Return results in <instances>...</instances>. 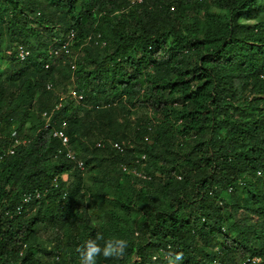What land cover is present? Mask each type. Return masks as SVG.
Returning <instances> with one entry per match:
<instances>
[{
  "label": "trees",
  "instance_id": "trees-1",
  "mask_svg": "<svg viewBox=\"0 0 264 264\" xmlns=\"http://www.w3.org/2000/svg\"><path fill=\"white\" fill-rule=\"evenodd\" d=\"M71 30L72 58L55 55ZM70 87L84 100L46 126ZM0 121V264H82L88 241L125 242L96 264L264 253V0H0ZM55 129L85 171L57 156ZM144 154L149 180L121 173Z\"/></svg>",
  "mask_w": 264,
  "mask_h": 264
},
{
  "label": "built area",
  "instance_id": "built-area-1",
  "mask_svg": "<svg viewBox=\"0 0 264 264\" xmlns=\"http://www.w3.org/2000/svg\"><path fill=\"white\" fill-rule=\"evenodd\" d=\"M143 0H132L133 4H137L142 2ZM76 31L71 30L66 38L64 39L63 43L60 45V47H56L53 49V52L55 55H61L64 54L68 58H72V45L75 42L76 39ZM90 39V37H89ZM87 41V40H86ZM89 42V41H87ZM96 44H100L98 40L95 41ZM9 55H13L16 57V59L20 62L26 61L30 56H31V50L23 44L16 45L13 49L8 51ZM66 62H69L66 60ZM72 64V62H71ZM72 68H75V64L71 65ZM46 67L48 68L49 65L47 64ZM48 90H53L54 89V84L52 82H48L46 85ZM59 102L53 108L50 112L45 111L43 113V116L46 119V126H49L53 120V115L57 110H60L63 106L64 101L70 97L75 99L77 102H81L84 100L85 96L81 93H79L75 87H70L67 93L60 92L59 93ZM1 124V121H0ZM53 135L55 138L60 139L61 141V148L57 154V156L64 155L68 160L74 162L76 164V167L81 169L82 171L86 170V165L85 162L81 159L78 158L77 154L73 151L71 144H70V139L69 136L66 134L64 129H55L53 132ZM103 143L100 141L96 144L97 147L104 146V141L101 140ZM109 143L112 145L114 149H116L119 153H125L126 149H128L129 146L131 148L133 147L130 142H121V141H113V140H108ZM26 141H22L20 139H16L14 141V144L12 145V148L10 149V153L14 152V149L16 146H19L21 143H25ZM146 159L147 155L144 154L139 158L135 159V166H129L126 163L121 164V173L123 174H131L133 175L136 179L138 180H149L150 176L145 170L146 167ZM65 179H68V175H64ZM232 191V188L230 189V192ZM44 193H42L40 190L36 189L33 192L25 193L23 195V202L16 207L15 209V214H13L10 211H7V215L10 217H14L15 215L22 214L24 210H27V206L32 203L35 199H40L42 198ZM26 247V245H25ZM214 264H224L219 260H216ZM241 264H264V253L260 255H255L252 257H249L245 261H243Z\"/></svg>",
  "mask_w": 264,
  "mask_h": 264
},
{
  "label": "clouds",
  "instance_id": "clouds-1",
  "mask_svg": "<svg viewBox=\"0 0 264 264\" xmlns=\"http://www.w3.org/2000/svg\"><path fill=\"white\" fill-rule=\"evenodd\" d=\"M124 247V241H116L115 244L113 242H108L102 250L95 241H88L86 242V245L81 249V262L82 264H96L95 258L98 254L101 253V251H103V255L105 257L111 256L113 254L122 255ZM176 259L178 260L179 257H176ZM170 264H174V261H170Z\"/></svg>",
  "mask_w": 264,
  "mask_h": 264
},
{
  "label": "rangeland",
  "instance_id": "rangeland-1",
  "mask_svg": "<svg viewBox=\"0 0 264 264\" xmlns=\"http://www.w3.org/2000/svg\"><path fill=\"white\" fill-rule=\"evenodd\" d=\"M69 85H70V82L68 81V78L63 76V79L61 80V83L58 84V89L60 91L61 90H65L66 88H68ZM143 112L144 111L142 110L140 113H143ZM138 113H139V110H138ZM99 141L101 143H103L101 140H99ZM41 240H42L44 246H47L48 248H50L52 246V244L49 241V235H48L47 232H43Z\"/></svg>",
  "mask_w": 264,
  "mask_h": 264
}]
</instances>
